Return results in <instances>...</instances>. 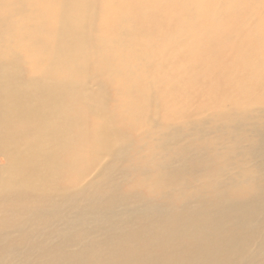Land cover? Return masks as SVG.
Masks as SVG:
<instances>
[{
	"label": "bare ground",
	"instance_id": "6f19581e",
	"mask_svg": "<svg viewBox=\"0 0 264 264\" xmlns=\"http://www.w3.org/2000/svg\"><path fill=\"white\" fill-rule=\"evenodd\" d=\"M93 2L0 0V264H264V0Z\"/></svg>",
	"mask_w": 264,
	"mask_h": 264
},
{
	"label": "rangeland",
	"instance_id": "374dc122",
	"mask_svg": "<svg viewBox=\"0 0 264 264\" xmlns=\"http://www.w3.org/2000/svg\"><path fill=\"white\" fill-rule=\"evenodd\" d=\"M104 2V0H103ZM102 0H94L93 2V7H92V16L94 17V21H93V24L89 26V32H90V36L87 37V35L84 37L85 38V46L87 47V52L86 51V47L85 49L83 50L82 54L84 53V57H85V60L87 59V56L89 57L90 56V59L91 60H94L93 57V53H96V50L98 49L97 48V43L99 42V40L102 38V29H105V30H108L110 33H113V30L111 28H103L102 27V22L101 19L100 21H97L96 20V17L98 15H100V10H101V5H102ZM92 20V19H91ZM107 23L110 22V20L107 19L106 21ZM5 30V29H3ZM157 41L156 39H154V43H153V46H151V50H153V54L155 56V58L152 59V61H157V62H160L158 61V54H159V47H157ZM122 48V46H120V49ZM119 47H115V51L118 52L119 50ZM87 54V56H85ZM161 58H162V55H161ZM160 58V60H161ZM172 58V55L169 54L168 58H167V62L169 63L170 60ZM96 59V58H95ZM91 60H88V67H87V72H86V76H85V83L87 85V89H88V92L91 94V95H94L96 93V95H94L93 97H98L101 95L102 91L106 94L109 95V99H112L114 98V95H115V91L112 89V85L113 87L114 84L118 81H120L121 79H123L124 75L116 70H110V73L106 74L110 77L111 74H113V78H114V82L111 83L110 87L106 86L105 85V81H102V80H99L97 78H95L93 75H92V65H91ZM156 62L157 66H158V63ZM155 69V68H153ZM120 70V68H119ZM121 71V70H120ZM106 77V76H105ZM107 78V77H106ZM108 79V78H107ZM110 93V94H109ZM111 100L108 101V107H109V104H110ZM90 107V105H89ZM89 109H92V108H89ZM90 116V114H89ZM151 117L153 119V123H157L158 122V115L156 114H152L151 113ZM85 118H89L87 115ZM97 118H100V116L96 117ZM203 119V116L200 117V119H198V121H201ZM162 120L163 122H166L167 121V117L163 116L162 115ZM91 122V118H89V120L87 121V123H90ZM102 163V162H101ZM105 163V162H103ZM98 170L96 169H93L90 174L87 176V180H90V182H92L95 178L98 177ZM131 174H129L127 177H129L130 180H132V178L130 177ZM123 175L119 174L118 177H117V180L116 181H122L121 179H123ZM86 180V181H87ZM197 183L196 179H191L189 181V185L187 184V187H192L194 185L192 184H195ZM140 189V188H139Z\"/></svg>",
	"mask_w": 264,
	"mask_h": 264
}]
</instances>
